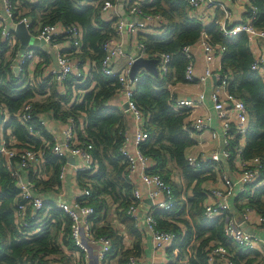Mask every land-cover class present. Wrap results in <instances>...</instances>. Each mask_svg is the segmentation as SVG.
<instances>
[{
    "label": "trees",
    "instance_id": "trees-1",
    "mask_svg": "<svg viewBox=\"0 0 264 264\" xmlns=\"http://www.w3.org/2000/svg\"><path fill=\"white\" fill-rule=\"evenodd\" d=\"M97 1L36 0L32 11L25 13L22 8L20 14L32 21L33 28L36 24H77L83 32L81 53L78 55L79 70L82 71L83 65H88L89 70L85 74L82 72L81 78L69 76L63 83L66 88L64 92H59L58 83L50 81L48 77L34 85L28 80L26 68L19 74L10 68L13 54L7 56L0 41V105L9 113L4 128L10 129L21 143H27L22 147L41 145L28 133L26 125L14 116L26 102L33 104L31 124L34 126L40 116L47 114H51L53 120L65 122L71 119L77 125V139L92 155L97 167L96 173L91 176L87 173L77 174L79 186L90 190L85 200L94 210V235L111 240L109 264L112 260L115 264H128L130 257H138L141 253V235L134 228V220L127 215L133 202V186L126 178V162L119 154L124 141L126 115L120 103L111 105L120 97V84L116 78L105 77L100 70L102 46L114 31L110 26L112 21L104 23L101 19L100 4L95 5ZM249 3L257 11L255 26L264 28V0H249ZM149 7L153 8V13H160L166 18V31L161 37L139 33L136 39L144 44L150 57L168 54L171 62L164 76L156 77L140 69L135 77L137 84L132 100L143 114L148 133V139L140 151L155 162L151 172L160 176L173 193L171 211L152 212L155 229L175 235L174 242L165 251L166 264H209L206 254L211 246L218 244L233 254L234 264H252L253 253L242 250L226 239L220 217L207 220L203 216L202 206L207 196L203 184L215 182L222 169L216 163H207L199 170L188 166L187 157L193 153L196 141L187 130L190 112L177 109V97L173 92L174 87L184 83L186 62L181 55L184 46L195 45L204 33L209 44L223 47L224 53L218 59L220 73L228 76V92L244 103L247 116L241 157L243 160L260 158L263 173L259 180L264 179V82L260 74L250 70L253 54L249 42L243 34L224 38L213 24L204 26L198 19L190 17L191 9L184 0H152ZM18 14L17 11L16 16ZM33 48L37 54H41L38 46ZM77 82V88L85 93L80 102H74L66 109L64 105L69 103L72 96L70 87ZM35 95L43 97V101L33 102ZM234 133L230 143L231 155L226 164L233 162V147H237L240 141V137ZM49 149L48 145L45 173L51 174L49 179L42 181L28 175L35 189L41 187V198L45 201L43 212L37 213V216L40 215L42 219L46 215L47 218L36 224L27 219V227L22 229L16 227L14 218L15 207L20 201L18 191L0 154V264H51V257L61 259V244L69 251L76 249L70 237L69 217L55 208L51 201L50 190L59 185L58 175L64 160L53 157ZM237 198L233 199L234 210L242 208L236 204ZM244 199L247 207L264 218V185H251ZM112 205L115 206L111 210L117 218L116 223L121 224L132 239L130 248L123 244V237L111 223H105L108 207ZM31 232L35 234L26 239L25 236Z\"/></svg>",
    "mask_w": 264,
    "mask_h": 264
},
{
    "label": "built area",
    "instance_id": "built-area-1",
    "mask_svg": "<svg viewBox=\"0 0 264 264\" xmlns=\"http://www.w3.org/2000/svg\"><path fill=\"white\" fill-rule=\"evenodd\" d=\"M19 1L21 2V0ZM184 1L191 9L190 17L198 19L204 26L213 24L224 38L243 34L249 44L260 45L262 49L256 54L253 53L250 70L258 74L264 73V28L255 26L254 23L258 19L257 11L254 6L250 5L249 0H247L245 17L235 20L232 19L231 13L224 4L226 0ZM151 2L152 0H98L95 5L100 4L101 19L104 22L112 21L114 31L113 36L106 40L102 46L103 57L100 61V70L105 77L116 78L119 82L121 103L126 105L125 112L133 123L132 133L125 130L124 141L119 150L120 156L126 162V178L133 186V202L127 210V215L134 220L135 226L138 227L140 221L138 217L139 207L145 199H148L151 204L144 218L145 226L151 235L154 252H165L174 242L175 235L171 232L157 231L152 212L171 211L174 203L173 193L170 186L160 176L151 172L155 167V162L140 151V147L148 139V133L144 127L143 114L132 100L137 79L136 76L133 79L130 77V68L138 59H155L158 76H164L170 66L171 57L168 54L150 57L146 53L144 44L136 39L139 33L151 37H161L166 31V18L160 13H153V8L149 7ZM2 4L0 41L6 55L11 56L13 54L10 64L13 71L21 72L24 68L38 62L36 50L30 44L22 54L19 53V41L15 34V27L17 24H23L31 36V41L36 38L42 40L46 45L56 48L55 65L43 69L42 79L48 77L52 82L63 84L69 76L81 78L82 72L84 74L88 72V65L86 66L87 70H79L78 55L81 53L83 32L77 24L65 25L58 22L36 24L33 28L32 21L28 17L23 14L20 15V13L16 16L17 2L2 0ZM120 4L123 5L124 16L120 14L118 8ZM215 7L221 10V18L212 19L210 23H204L203 19L208 10ZM195 45L201 49L207 64L201 75L195 72V55L193 53ZM195 45L184 46L181 49V55L186 62L183 84L203 85L208 79L214 82V90L209 94V99L219 120L222 146L218 152L211 154L206 162L202 160L199 154L188 156V166L199 170L207 163H218L221 158L226 161L231 155L230 143L234 137L233 133L235 132L234 134L240 137L238 146L233 147L235 171L237 172V166L239 170L233 177L221 171L219 175L220 185L209 189L207 192L202 206L203 216L207 220L220 217L224 224L223 233L226 239L242 250L253 253L254 262L252 264H264V218L252 208L247 207L244 199L251 185L254 184V187L264 185V179L259 180L263 173L262 160L258 157L243 160L241 157V151L245 145L244 135L247 122L245 105L237 96L228 92V76L221 75L220 67L217 70L213 69L216 58L223 55L224 48L209 44L208 37L204 33L201 34ZM129 46L127 53L126 47ZM123 58L126 59V64L121 70H116L119 60ZM204 97L203 93H197L187 98H176L175 100L177 109L190 112L187 130L191 136L209 129L211 118L208 115H192L196 109L204 104ZM32 105L31 102H26L20 112L14 116L23 125H26L31 136H35L40 129L45 128L46 120L45 117L40 116L35 126L31 124ZM1 107L4 108V106ZM80 129L83 128L80 127ZM76 130L77 125L71 119H67L66 123L62 125L60 142H41L39 147H35V145L21 148L7 145L0 147V153L6 161L5 167L15 181V187L18 191L17 198L20 199L14 211L15 225L18 229L27 227V219L36 224L47 218L46 215L42 216V219L39 217L40 215L37 216V213L43 212L45 201L36 194L34 183L31 180L24 181L22 174L26 171H32L35 179L41 178V174L45 173L46 169L45 152L48 145L50 147L49 152L53 157L64 160L58 175L59 183L62 184L64 181L67 167L70 165L66 162L68 157L74 158V165L71 166L74 174L87 173L91 176L96 173L97 167L92 155L79 143ZM216 137H218L217 133L212 132L211 138L215 139ZM89 195L90 190L88 188L80 187L70 205L63 202H52V204L69 217L71 221L70 237L77 251L82 253L85 258L87 257L88 251L82 242V237H85L89 243L99 244L98 262L109 264L108 255L111 251V240L107 237L94 235V210L87 205L85 200ZM236 195L240 197L237 203L242 207L239 215L241 222H238V217L230 205L231 199ZM242 225L253 228L254 234H251ZM34 234L35 232H31L25 238L30 239ZM206 256L209 264H220L222 261H226L227 264H234L233 254L219 244L211 246ZM128 264H136V258L130 257Z\"/></svg>",
    "mask_w": 264,
    "mask_h": 264
},
{
    "label": "crops",
    "instance_id": "crops-1",
    "mask_svg": "<svg viewBox=\"0 0 264 264\" xmlns=\"http://www.w3.org/2000/svg\"><path fill=\"white\" fill-rule=\"evenodd\" d=\"M14 1L17 2L16 6H17V10L19 11V13L22 11V8H23V11L25 13L28 11H32L35 4H36V0H21V2L19 0H14ZM247 2H248L247 0H226L224 2V4H225L227 10L231 13L232 19L235 20V19H242L243 17H245V10L247 7ZM82 3H84V2H82ZM2 10H3V4H2V0H0V11H2ZM119 10H120V14L122 16H124L123 5H122L121 9L119 8ZM216 10H217V12H216V16H215L214 12ZM221 16H222L221 10L219 8L215 7L214 9L208 10V13L205 16V18L203 19V21H204V23H210V21L212 19L218 20L221 18ZM129 39L131 40V38H129ZM132 40H134L133 37H132ZM249 46H250L252 54L253 53L256 54L259 52L260 49H262V47H260V45L254 46V44H249ZM38 47L40 49L39 51L41 52V54L45 53V55L42 56L41 54H37L38 62H36L32 66L26 68L28 80L34 85L36 84V82L38 83L39 81L42 80L41 73L43 72V69L47 68L49 66L55 65V59H56V48H55V46L45 44L44 46H38ZM129 48H130V46L126 47L127 53L129 52L128 51ZM193 53L195 55V72L198 73L199 75H201L207 66L206 62L204 61V55L201 52V49L197 45H195L193 47ZM219 58L220 57L216 58V61L213 64L214 70H217L219 67V62H218ZM125 64H126V59L123 58V59L119 60L115 69L121 70V68ZM86 66L87 65H83L84 68L82 67V70H84V69L87 70ZM15 73L19 74L21 72L15 71ZM260 76L262 77L263 82H264V73H261ZM77 85H79V84L72 85L71 86L72 88L70 87L71 92H72V96H71L69 103L64 105L66 109H69V107L74 102H80L83 94L85 93V91H82L79 88H77ZM92 86L93 85H91V87ZM214 86H215L214 82L211 79H208L206 81V83L203 85L181 84V85H177L173 89V92L176 94L177 98H185V97L187 98V97H190V96L195 95L197 93H203L205 95L204 104L199 109H196V111H194L192 113V115H208L211 118V121L209 122V129L204 131L203 133L193 134L191 136L193 138V140L196 141V145L193 149V152L200 151L198 154L201 155L202 160L205 162L209 160L211 154H213L214 152H218L219 148H221V146H222V137H221V132L219 129V120L217 118L216 113L214 112V110L212 108V104H211L210 99H209V94L214 90ZM65 89L66 88L64 87L63 84H58L57 90L59 92H64ZM32 101L33 102L34 101L35 102H42L43 97L35 95V98ZM118 103H120V105L122 104L120 97L118 98V100L113 101L111 103V105H117ZM1 106H3V105H1ZM1 106H0V117H2V121L0 123V147L2 145H7V146H15V147L21 148L22 146L26 145L27 143H21V141H19L16 137H14L12 135V132L10 131V129L4 128L5 123L9 119V113L5 107L2 108ZM121 108H122V111L124 112V114L126 115V128H125V130L128 133H132V131H133L132 120L129 117V115L125 112V110L123 109V104H122ZM44 117L46 120L45 128L40 129L39 133H37L35 136H32V137L35 138L36 140H39L40 143L41 142L42 143L47 142L48 140H50L48 142H52V141L53 142L54 141L60 142L61 138H62V134H61L62 125H64L66 123V121L60 122L58 120H53L51 114H47ZM3 129H5V131ZM3 131L5 132L4 134H3ZM212 132H216L218 137H216L215 139H212L211 138ZM43 133H46L47 135H44ZM29 145H32V144H28V146ZM1 156H2L3 161H5L4 156L2 154H1ZM70 158H72V157H68L66 159V162H68L70 165H68V167H67V173H66L64 181L62 182V184L59 183V185L54 186L50 190V192H52V195H51V198H52L51 201L52 202H63V203L70 205L72 203L73 197H75V195L78 193V190H80L77 175L74 174L71 170V166L74 165V163L69 161ZM225 162L226 161L221 158L219 160V162L216 164H220L222 171L225 173H228L229 176L233 177L239 170L238 166H237V172H236L235 171L236 164L234 161L229 163V164H226ZM31 172L30 171L23 172L22 176H23L24 181L30 180V179H28V175H30L32 178H35V175ZM50 175L51 174H49L48 172L42 173L41 178L38 180L47 181L49 179ZM219 182L220 181H219V177H218L215 182L204 183L203 188L206 192H208L209 189L216 187V186H219L220 185ZM205 185H207V186H205ZM41 192H42L41 187L36 189V194L40 197L43 196V194ZM235 198H237V195L231 199V203H230L231 207L234 206L233 199H235ZM147 201H148V199H145L139 207L138 217L140 218V221L138 223V227L135 226V223H134V228L141 235V253L138 257H135L136 258V264H166L167 262H166L165 252H161V251L160 252H154L151 235L149 234V232L145 226L144 218H145L146 213L148 212V209H149L150 204H151V203H147ZM237 201H239L238 198L235 202L237 205H239L237 203ZM111 209L113 210L112 207H109L108 216H109V214H111L110 212H112ZM232 210H233L234 214L238 217V222L241 221V219L239 218L240 210H238V209H235V210L232 209ZM111 222L114 225V227L116 228V230H119L118 234L123 237V244L127 248H130L132 245V239L129 236H127L124 227L121 224H117L116 220L111 221ZM246 228L249 229V232L251 234H254L253 228H250L248 226ZM260 235L262 236L263 234H260ZM82 242L88 251L86 258L84 257V255L82 253H80L76 249L73 251H69L67 248H65L64 245L61 244L60 245V249L62 252V256H60L61 259H59V257H56V256L51 257L50 258L52 260L51 264H65V259L68 260L67 257L72 258L74 264H100L97 260V253L99 250V244H91V243H89V241L85 237H82ZM112 261H114V260H112ZM220 264H227V262L222 261V262H220Z\"/></svg>",
    "mask_w": 264,
    "mask_h": 264
},
{
    "label": "water",
    "instance_id": "water-1",
    "mask_svg": "<svg viewBox=\"0 0 264 264\" xmlns=\"http://www.w3.org/2000/svg\"><path fill=\"white\" fill-rule=\"evenodd\" d=\"M118 8H122V5L120 4ZM15 34L18 38L19 41V53L22 54L24 50L29 46V44L32 47H37V46H44L45 43L42 40L38 39H32L31 41V36L28 32V30L25 28L23 24H17L15 27ZM156 64L157 61L155 59H138L136 60L131 68H130V77L133 79L138 71L140 69L145 70L146 72L152 74L153 76H158V72L156 69ZM123 109L126 110V105H123ZM70 162L74 163V158L69 159ZM147 203H150L148 200ZM241 222V221H239ZM247 231H249L248 228L245 227V225H242Z\"/></svg>",
    "mask_w": 264,
    "mask_h": 264
},
{
    "label": "rangeland",
    "instance_id": "rangeland-1",
    "mask_svg": "<svg viewBox=\"0 0 264 264\" xmlns=\"http://www.w3.org/2000/svg\"><path fill=\"white\" fill-rule=\"evenodd\" d=\"M104 22V21H103ZM104 23H109V22H104ZM110 26H111V28L113 27V24L112 23H110ZM44 76H46V75H44ZM48 141H50V140H48ZM200 151H198V152H193L192 154H190L189 156H193V155H196V154H198ZM205 186H207V185H205ZM207 188V187H206ZM112 207H113V209H114V205H112ZM108 209H109V207H108ZM109 213V212H108ZM111 214H109V216L106 218V220H105V223H111V226L115 229V231L117 232V233H119V230H116V228L114 227V225L112 224V222L111 221H115L117 218H116V216L114 215V213L113 212H110ZM68 258V260H66L65 259V264H74V262H73V260H72V258H70V257H67ZM111 264H115V262L113 261V262H110Z\"/></svg>",
    "mask_w": 264,
    "mask_h": 264
}]
</instances>
